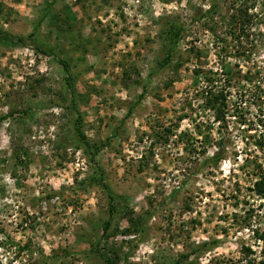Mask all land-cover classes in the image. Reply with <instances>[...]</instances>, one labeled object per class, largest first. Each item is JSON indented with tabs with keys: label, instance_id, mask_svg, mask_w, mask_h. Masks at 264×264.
Listing matches in <instances>:
<instances>
[{
	"label": "rangeland",
	"instance_id": "374dc122",
	"mask_svg": "<svg viewBox=\"0 0 264 264\" xmlns=\"http://www.w3.org/2000/svg\"><path fill=\"white\" fill-rule=\"evenodd\" d=\"M49 1L0 0V29L27 36ZM208 3L57 0L61 20L46 19L39 36L58 42L79 73L75 100L56 58L0 40V116L13 113L0 124V264H46L40 251L53 264H106L87 250L111 201L102 187L82 185L95 166L75 132L74 101L91 144L105 143L95 162L120 197L109 238L119 264H264L253 231L264 232V11L254 9L262 19L238 41L224 26L192 21ZM162 15L189 26L157 71ZM210 71L229 92L224 122L203 107ZM219 141L226 156L205 162ZM152 210L144 232H122L132 213ZM213 239L219 244L194 251Z\"/></svg>",
	"mask_w": 264,
	"mask_h": 264
},
{
	"label": "trees",
	"instance_id": "16d2710c",
	"mask_svg": "<svg viewBox=\"0 0 264 264\" xmlns=\"http://www.w3.org/2000/svg\"><path fill=\"white\" fill-rule=\"evenodd\" d=\"M251 1V3H249ZM57 3V0H51L47 4L43 15L39 17L38 20L34 23V29L27 36L21 35H11L10 33L0 29V40L7 43L8 45L14 46H31L37 53H41L48 56H53L56 58L58 63L62 66L65 72V84L64 86L67 90L75 96L73 100L76 98L77 89H76V81L78 79L79 73H74L71 70V65L69 60L62 55H59L56 52L57 46L59 43L53 44L44 39H41L39 36V32L41 30V26L43 25L46 19H49L54 22H58L61 20L60 15L55 12L54 8ZM260 5L262 12L264 11V2L256 3V0H209L208 6L198 7L197 12L193 14L192 21L203 22V24L212 32H216L217 27L224 26L226 28V34L229 35L233 40H240L242 36H248L251 31V24L257 22L262 19V12H256L254 9ZM261 17V18H260ZM70 17L67 15V21ZM160 30H161V38L163 41V50L164 57L159 60L157 71L164 69L167 65L173 61L177 51L181 46L182 41L184 40L186 33L188 31V24L183 22L178 16H169L162 15L159 17ZM53 24V25H54ZM52 25V26H53ZM63 29L60 30L62 32ZM60 35V33H59ZM57 35V36H59ZM211 75H206L207 84L201 90V94L203 97V107L208 111L213 112L214 121H227V108H228V91L224 88V85L218 86L216 82L219 80L215 77V74L210 71ZM145 92V91H144ZM72 110L77 111L79 115L74 122L75 132L77 136L81 140V147H83L84 152L88 158V161L94 162L95 170L92 174L88 175L82 185L84 186H93L97 185L102 187L108 193L109 199L111 201V208L108 212V216L106 217L103 225H102V233L100 237L96 239H91L88 242L91 244V247L87 250L88 252H97L105 261L106 264H119L120 260V252L116 249L115 245L109 243V238L112 236V233L115 234L114 230L111 232V228H113L115 212L117 211V200L120 199L118 195H116L113 189L106 182L105 170L99 164L95 162V156L97 152L100 151L102 146L105 143L99 144H91L89 138L85 134L80 121L82 120L80 109L78 104L74 101L72 105ZM133 107L129 110L132 112ZM11 113L10 115H12ZM10 115L0 116V124L6 119L10 117ZM183 119V117H178V120ZM167 131L171 132L172 129L169 127ZM207 138V137H206ZM223 141L218 142V147L214 153L207 157L205 162L209 160L214 161L215 163H219L224 159L225 148L223 147ZM260 143V142H259ZM262 144V143H261ZM19 153H21L19 151ZM20 158V154H18ZM24 161L20 158V163H24ZM18 163V162H17ZM27 165V164H23ZM258 190H263L264 185V177L261 178L257 183ZM81 186V185H80ZM84 188V187H83ZM172 192V195L173 196ZM165 201V200H164ZM155 210L149 211L144 215H136L132 213L129 219V225L125 229H123V233H140L144 232L145 227L147 226L149 220L154 215ZM33 224V223H32ZM32 226V225H31ZM118 226V225H117ZM114 226L118 230V227ZM254 234L258 236L261 240L264 241V232L259 233V229H254ZM1 232H4L3 230ZM17 248L19 250H29L34 252V249L30 247L27 243L22 245L19 242H15ZM219 244V240L213 239L210 241H205L202 244H199L194 251L202 252L204 249L208 248L211 245L216 246ZM245 252L251 254L253 252L252 248L246 246L244 248ZM113 253V254H112ZM40 254L43 255V262L46 264H53L52 260L54 256L46 255L43 251H40ZM188 256V255H186ZM51 259L49 263L47 261ZM251 262V261H249ZM178 264V263H174Z\"/></svg>",
	"mask_w": 264,
	"mask_h": 264
}]
</instances>
